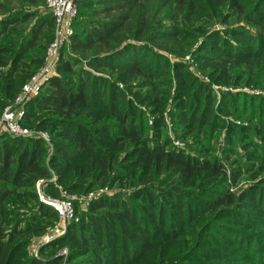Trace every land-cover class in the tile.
<instances>
[{
    "label": "trees",
    "instance_id": "16d2710c",
    "mask_svg": "<svg viewBox=\"0 0 264 264\" xmlns=\"http://www.w3.org/2000/svg\"><path fill=\"white\" fill-rule=\"evenodd\" d=\"M14 1L17 4L40 3L38 0ZM231 1L170 0L165 7L168 13L174 14L176 24H184L189 17L199 13L212 16L216 7L230 6ZM147 3L148 0H74L76 15L72 22L73 34L67 47L68 53L65 48L62 50V57L54 68L56 74L48 80L39 95L25 105V115L20 123L28 130L47 133L53 146L47 163L48 146L42 139L0 134V264L57 263L52 258L47 262L27 258L24 253L30 238L28 236L39 229L37 214L28 216L31 217L29 222L25 221L23 226H19V209L32 210L33 205L38 210L50 212L57 219L51 207L38 201L34 188L36 181L50 177L49 169L57 175V183L69 193H84L111 185L117 178L120 182L133 185L134 191L124 199L119 195H103L91 201L86 211L79 215L78 223L69 226L64 240L70 245L73 256L82 260L70 261L69 264H175L174 261L188 254L187 249L192 245L186 226L181 228L187 224L190 214H185L186 207L194 205L188 198L192 189L207 191L208 194L196 206L199 212L194 223H199L197 227L209 222L211 225L212 221L218 226L228 225L220 221L242 218H233V215H241L239 212L243 207L247 210L243 218L252 224L253 229L264 227L262 183L237 196L230 191L236 187L234 173L229 179L220 162L214 157L206 158L202 150L199 158H191L172 149L166 152L165 147L171 145L168 137L153 127L148 128V119L136 107V104L148 105V109L157 114L165 102V98L160 97L162 94L160 98L157 97L163 91L159 83V69H170V65L162 56L135 43L147 41L155 50L168 52L175 57L185 52L182 42L177 46V40L172 36L178 31L177 26L174 25L171 32L164 31L162 24L149 18ZM233 7L237 20L246 18L259 31L254 33L245 25L224 35L212 33L210 36L214 42L211 43H214L216 52L213 58L207 59L216 67L222 65L223 68L238 63L248 76H252L256 69L264 71V0H239ZM1 9L5 11L6 8L2 5ZM33 18L37 22L34 26H20L27 25ZM9 25H17L15 27L20 29L14 34L21 42H16L13 47L0 48V67L3 63L12 67L6 74L0 75L4 77L0 78V87L6 86L2 93L4 97L15 96L35 69L42 65L45 50L54 36V21L48 10L43 16L22 9L1 17L0 41L8 33ZM226 36L229 40H226ZM235 39L242 43H255L256 46H234ZM80 52L91 54H86L81 60L72 55ZM25 55H34V58H26ZM222 55L227 59H222ZM83 64L91 67V71L83 68ZM172 67L175 74H182L185 89H189V93L197 98L193 99L196 103L191 101L190 112L184 116L178 115V111L173 114V119L178 118L181 122V126L176 127L177 131L175 128V136L183 140L187 135L198 132L200 123L197 115H201V112L200 109L196 112L193 110L203 106L205 101L208 103L212 94L210 88L199 83L181 63L175 62ZM101 70L108 71L125 88L135 77L148 89L144 94L129 90L130 97L125 93L127 88L120 90L117 82L101 76ZM15 74L13 79L12 75ZM177 84L182 89L181 83ZM212 99L215 104V97ZM261 101L262 98L247 94H222L219 109L218 106L214 107L218 112L213 115L212 108L210 124H202L201 128L205 132L215 129L217 126L213 125L217 123V114L219 123L222 116L236 115L242 118L244 113L251 111L243 110L242 105L258 104L264 108V101ZM9 102L0 101V117ZM97 111L99 114H94ZM37 115H42L38 122L34 120ZM254 115L264 123L259 111H254ZM192 146L196 147V144ZM121 156L126 158L122 162ZM251 163L260 166L262 172L264 153L261 156L255 151V160ZM71 169H74L73 172ZM161 173L172 176L160 184H153ZM67 175L70 176L69 184L65 182ZM145 177L149 179L144 181ZM46 193L57 196L53 185H48ZM7 202L12 204L6 206ZM11 206L15 209H11ZM164 209L165 213L184 220L176 219L170 229L166 228L167 220L161 222ZM236 237L241 243L245 240L243 232ZM237 245L238 242L232 243V247L238 248ZM239 258L245 261L248 255ZM235 261L230 263L235 264ZM255 261L264 264V261L252 262Z\"/></svg>",
    "mask_w": 264,
    "mask_h": 264
},
{
    "label": "rangeland",
    "instance_id": "374dc122",
    "mask_svg": "<svg viewBox=\"0 0 264 264\" xmlns=\"http://www.w3.org/2000/svg\"><path fill=\"white\" fill-rule=\"evenodd\" d=\"M169 1L170 0H148L146 10L151 20L162 24L164 31L171 32L172 27L174 25L177 26L178 31L173 33L172 36L174 37L173 39L177 40V46L180 42H182V47L185 48V52L182 54V56L175 57L168 52L155 50L154 47L151 46V44L147 41H138V43H135L136 46H146L148 50H152L157 55L162 56L169 62L170 65V69H166L164 67L159 69V83L161 84L163 91H160L161 93L157 97L162 94L160 97H164L165 102L161 105L159 111L156 112L157 114L155 115L153 110L148 109V105L138 106V104H136V107L139 108L140 112L145 115L146 120L148 119V122H146V126H148V128L153 127L154 130H158L161 135L164 134V136L166 135L168 137L171 145L169 147L168 145L165 147L166 152H168L169 149H172L175 152H183L185 155H188L191 158H199L201 157L200 151L202 150L203 155L206 158L211 159L214 157L218 162H220L221 166L224 167L226 175L229 179L234 173V177L236 178V187L232 188L230 190L231 192H235L237 196H241L247 193L250 188L259 183H262L260 189L263 191L264 169L261 172V167L252 164L251 162L255 160V151H257L258 155L261 156L264 153V123H262L260 119H256V116L254 115V111H259L260 118L264 120V108L258 104L254 105L249 103L245 106L242 105L243 110H251L249 114L244 113V116H242V118L236 117V115L222 116L221 123H219V115L217 114L215 116L217 118V123L216 125H213L217 126L215 129L213 128L210 131L205 128L207 129V132H205V130L201 128L202 124H210V121L212 119V108L213 115L218 112V110H216L214 107L218 106L219 109V101L222 94H247L256 98H262L261 102L264 101L263 70L256 69L255 71H253L254 73L252 74V76H248L247 72L240 67L242 65L238 63L227 65L223 68L222 65L216 67L215 63L209 61V59L213 56V53L216 52L214 43H211L214 42L213 37L210 36L212 35V33L224 35V33L228 32L229 30H239L245 25L254 30V33H258L259 29L255 27L254 24H250L246 18H242L240 21L237 20L238 17L233 9V4H235L239 0H232L230 6L228 5L225 7H216L214 10L215 12L212 14V16H206L203 13H199L194 17H189L184 24H181L180 22L176 24L173 19L174 14L167 12L165 5ZM38 2L40 3L37 5H31L27 3L17 4L14 0H0V18L8 15L11 12H17L22 9L28 13H36V15L43 16L47 12L44 0H38ZM2 5L5 6V11H2ZM260 20L261 18H259V21ZM34 21H36V18L31 19V21H29L27 25L20 26H22L23 28H26L27 26L29 27L30 25L34 26L37 23ZM15 26L17 25L8 26V33H6L3 36V39L0 41V48L13 47L14 45H16V42H21V39L17 37L18 35L15 36L16 31L19 32L20 29ZM226 40H229L227 36ZM233 42L235 43L233 44L234 46L240 45L244 48H253L256 46L255 43H242L238 39H235V41ZM9 44L10 46H8ZM68 45L69 41L65 42L61 46L58 51L55 64H57L61 59L62 50L64 48L66 53H68ZM48 47L49 45L45 50L42 65L35 69L36 71L33 75H35L45 65ZM113 48H116V46H113ZM137 52L141 51L138 50ZM86 54L91 53H72L74 57H79L78 59L80 60L81 58L85 57ZM8 56L10 55L8 54ZM25 57L34 58V55H25ZM221 58L225 60L227 59L224 58L223 55L221 56ZM175 62H179L182 66H185L188 69L187 71L191 75H193L199 83L210 88L212 94L208 103L205 101V103L202 104L203 106H197V109L194 108L193 110V112H196L200 109L201 112V115L200 113H198L197 115L200 123L198 132L194 133L193 135H187L185 138H183V140L177 139L175 136V128L177 126L180 127L181 122L178 118L177 120H174L173 114H177L178 111V115L180 114L181 116H184L186 113L192 110L191 101L193 103H196V101H193L195 97L191 93H189V89H185V87L182 85V74H175L174 67H172ZM6 64L7 63H3V65L0 67V75H4V73L6 74L11 70V65ZM254 64L258 63L255 62ZM138 65H140V62ZM31 68L32 67H28V69ZM83 68L91 71V67L87 66L86 64H83ZM101 72V76H103L105 79L117 82L116 85L120 90H125L127 88V91L125 93L130 97V91L144 94L148 89L147 86L140 84L141 81L138 78L134 77L133 79H131L130 82L132 83L129 84L130 82H128V85L125 88V85H123L121 81L119 83L117 79L113 77V75H109L108 71L101 70ZM55 74L56 72L55 70H53L51 76H54ZM12 76L14 79L16 74ZM0 78L3 79L4 77ZM178 82L181 83L182 89L179 88L177 84ZM46 83H41L40 91L44 88ZM227 83L230 85H226ZM4 88H6V86L0 87V101H10L8 103V106H10L13 104L16 97L20 94L21 90L17 92L15 96L12 95L4 97L2 96ZM214 97L215 104L213 103L212 99ZM24 108L25 106H23L22 108L23 111ZM94 114L98 115L99 113L97 111ZM41 116L42 115L35 116L34 120L38 122V120L42 118ZM177 130L178 129L176 128V131ZM38 133L45 135L48 140L47 142H45L48 146V151L45 159V162L47 163L48 157L53 152V146L50 144L49 137L47 136L46 132L41 131ZM204 134L208 135L205 136ZM193 143L196 144V147L192 146ZM122 157L123 156H121V158ZM125 159L126 158L123 157L120 162L124 161ZM246 169L250 170V172L248 173ZM73 170L74 169H71L72 172ZM116 170L118 171V167ZM49 174L50 177L48 179L38 180L35 183L34 188L38 201L43 204L40 200V197L43 199L49 197L48 199L53 198V200L69 201L71 202L72 206V216L71 218L62 222L58 218L56 219L55 217H53L50 212L44 211L42 209L38 210L36 205H33L32 210L19 209L18 214L21 216L19 226H23L24 222L28 221L31 218L28 216H31L32 214L38 215L39 221L37 222L40 223L39 229H37L36 232L34 231L32 235L28 236L30 238L27 241V246H25L24 253L26 254L27 258L39 260L42 262H47L50 258L57 260L56 264H69L70 261L81 262V259L73 256L70 245L66 242V240H64V238L67 236L69 226L71 224L78 223L79 215L86 211L87 206L91 201H95L99 196L103 195H119L124 199L127 195L131 194V192L134 191L132 188L133 185H130L125 181L120 182L116 177L117 181H114L111 185L93 188L90 191L84 193H69V191H65V189H63V187L57 183V175L55 174V172L49 169ZM168 176L172 175L169 173H161L153 180V184H160ZM255 176L257 177L254 180H251V178ZM69 178V175L65 177L66 184L70 183ZM148 179L149 177H145L144 181H147ZM200 182H202V179L200 180ZM48 185H53L56 188V197L47 195L46 189ZM189 192V194H191V197L189 195L188 198H191V200L194 202V205H188L186 207L185 214L187 212H189L190 214L187 217V224L181 226V228H184L186 226L185 228L188 234H190L192 245L191 247H189V249H187L188 254L178 259L177 261H174L175 264H231L230 262H234L235 260V264H257L256 261H252H264V227L253 229L252 224H250L247 219L243 218L244 212L247 211L244 207L241 208V211L239 212L241 213V215H233V218L236 216H241L242 218H234L236 219V221L230 219L220 221L228 225H222V227L221 225H216L212 221L211 225L209 222L199 228L197 227L199 223H194L195 218L197 217L196 215L199 212L196 206H198V204L203 201V197L208 196V194L206 193L207 191L199 189H192ZM11 204V202H7L6 206H10ZM10 208L15 209L13 206H11ZM41 211L44 213V215H42ZM162 216L163 217L161 219V222L164 223L166 219L167 221L165 223V226L169 229L173 226V223L176 221V219L184 220L182 217L177 218L171 213H165V209L162 212ZM248 227H251L252 229H247ZM239 232H243L245 236V240H243L242 243L239 242V237H236ZM233 234H236V236H233ZM58 242L61 243L57 244ZM235 242H238V248L232 247V243ZM215 245L217 247H215ZM235 245L236 244H234L233 246ZM251 248L254 249V251H252ZM241 251L243 253H240ZM244 255H248V259L242 261L239 256Z\"/></svg>",
    "mask_w": 264,
    "mask_h": 264
},
{
    "label": "built area",
    "instance_id": "2783aa9c",
    "mask_svg": "<svg viewBox=\"0 0 264 264\" xmlns=\"http://www.w3.org/2000/svg\"><path fill=\"white\" fill-rule=\"evenodd\" d=\"M45 7L54 21V36L47 49L45 65L25 83L13 104L7 106L0 117V134L6 133L11 137H37L47 142L45 135L28 130L21 126L25 112L22 110L28 102L34 100L40 91L41 83L48 82L56 64L58 51L61 46L70 40L72 22L76 15L74 0H45ZM52 77V76H51ZM43 204L51 207L57 214V218L64 222L72 216V206L69 201H59L41 198Z\"/></svg>",
    "mask_w": 264,
    "mask_h": 264
}]
</instances>
